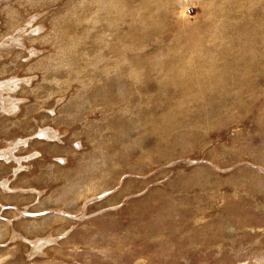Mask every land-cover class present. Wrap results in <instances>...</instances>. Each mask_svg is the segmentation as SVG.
<instances>
[{"label":"rangeland","instance_id":"obj_1","mask_svg":"<svg viewBox=\"0 0 264 264\" xmlns=\"http://www.w3.org/2000/svg\"><path fill=\"white\" fill-rule=\"evenodd\" d=\"M0 151V264H264V0H0Z\"/></svg>","mask_w":264,"mask_h":264},{"label":"bare ground","instance_id":"obj_2","mask_svg":"<svg viewBox=\"0 0 264 264\" xmlns=\"http://www.w3.org/2000/svg\"><path fill=\"white\" fill-rule=\"evenodd\" d=\"M42 130V129H41ZM38 133H40V135L41 136H49V133H48V129L47 130H44V132H41V131H38ZM0 155H5V153L3 152V151H0ZM62 160V159H61ZM30 213V212H29ZM51 240H53V238L52 237H49V236H47V237H45V238H42V239H39V240H36L35 242H34V244L33 245H43L44 243H47V242H50Z\"/></svg>","mask_w":264,"mask_h":264}]
</instances>
